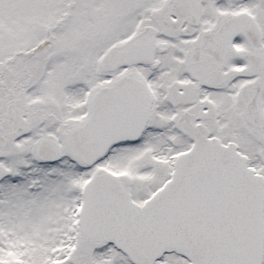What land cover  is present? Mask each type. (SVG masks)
<instances>
[{
  "label": "snow or ice",
  "instance_id": "1",
  "mask_svg": "<svg viewBox=\"0 0 264 264\" xmlns=\"http://www.w3.org/2000/svg\"><path fill=\"white\" fill-rule=\"evenodd\" d=\"M0 264H264V0H0Z\"/></svg>",
  "mask_w": 264,
  "mask_h": 264
}]
</instances>
